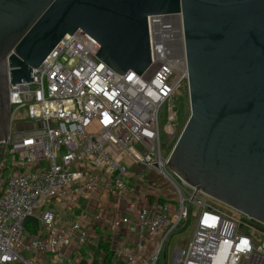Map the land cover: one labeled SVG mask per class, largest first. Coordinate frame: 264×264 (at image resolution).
I'll use <instances>...</instances> for the list:
<instances>
[{
  "label": "built area",
  "instance_id": "built-area-1",
  "mask_svg": "<svg viewBox=\"0 0 264 264\" xmlns=\"http://www.w3.org/2000/svg\"><path fill=\"white\" fill-rule=\"evenodd\" d=\"M148 29L152 64L140 77L114 73L95 56L100 45L78 31L33 71L34 81L10 86L0 163H7V154L17 162L0 192V264H37V257L60 256L74 240L87 242L78 222L57 227L53 208L59 202L78 206V198L96 193L102 182L126 191L130 171L113 157L122 153L155 171L173 190L177 208L143 207L135 249L121 239L109 264H159L162 255L163 264H264V241L257 239L264 233L244 220L263 225L196 192L167 168L188 121L181 104L190 107L182 16L150 17ZM29 217L38 220L36 236L23 229ZM192 219V239L169 257L171 238ZM129 223L116 218L113 227Z\"/></svg>",
  "mask_w": 264,
  "mask_h": 264
},
{
  "label": "water",
  "instance_id": "water-1",
  "mask_svg": "<svg viewBox=\"0 0 264 264\" xmlns=\"http://www.w3.org/2000/svg\"><path fill=\"white\" fill-rule=\"evenodd\" d=\"M175 14L191 114L167 168L264 226V0H0V144L8 140L10 86L34 81L66 36L85 32L109 69L140 77L152 64L148 19ZM28 224L36 236L38 220L27 218L24 230Z\"/></svg>",
  "mask_w": 264,
  "mask_h": 264
},
{
  "label": "crops",
  "instance_id": "crops-1",
  "mask_svg": "<svg viewBox=\"0 0 264 264\" xmlns=\"http://www.w3.org/2000/svg\"><path fill=\"white\" fill-rule=\"evenodd\" d=\"M123 160L130 171L124 178L128 184L126 191L114 190L112 186L102 182L96 193L80 196L78 206L59 202L53 208L57 227L78 222L80 230L89 234V240L83 244L74 240L60 256L37 257V264H109L121 239L125 238L129 242V248L135 249L136 216L143 207L154 208L160 203L168 205L171 210L177 208L173 190L162 183L155 171L134 164L127 154ZM13 164L5 167L11 168ZM122 217L129 218L130 223L114 229L113 222ZM26 230L33 233L32 225L28 224ZM109 254L111 256L107 261Z\"/></svg>",
  "mask_w": 264,
  "mask_h": 264
},
{
  "label": "rangeland",
  "instance_id": "rangeland-1",
  "mask_svg": "<svg viewBox=\"0 0 264 264\" xmlns=\"http://www.w3.org/2000/svg\"><path fill=\"white\" fill-rule=\"evenodd\" d=\"M181 113H182L183 121L186 123V121L189 119L190 114H191V110H190V107H189L187 102H183L181 104ZM175 142H176V140L174 141V143H173V145H172V147L170 149L173 148ZM124 156H126V154L122 153L119 156L114 155L113 157L116 160L120 161V162H124V160H123ZM14 161L17 162L16 157H14L13 155L9 154L8 155V163L7 164L9 166H11ZM7 164L6 163L5 164H1L0 163V166H1L0 188L4 184L5 179L8 176L9 171L11 169L9 167H7V168L5 167ZM195 224H196V220L192 219L186 229H183V230L181 229L176 234L173 235V237L171 238V241L169 242V245H168V252H169L168 255H169V257H170V253L175 248L182 249V248H185L188 245V243L190 242V240L193 237ZM257 239L259 241H264V234H257ZM159 264H163V255L160 257V263Z\"/></svg>",
  "mask_w": 264,
  "mask_h": 264
},
{
  "label": "trees",
  "instance_id": "trees-1",
  "mask_svg": "<svg viewBox=\"0 0 264 264\" xmlns=\"http://www.w3.org/2000/svg\"><path fill=\"white\" fill-rule=\"evenodd\" d=\"M110 256H111V254H109V255L107 256V261H109Z\"/></svg>",
  "mask_w": 264,
  "mask_h": 264
}]
</instances>
